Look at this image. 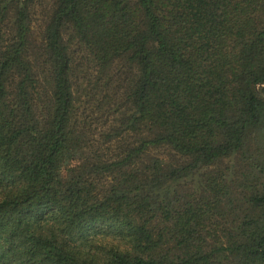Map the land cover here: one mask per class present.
<instances>
[{"label":"trees","instance_id":"trees-1","mask_svg":"<svg viewBox=\"0 0 264 264\" xmlns=\"http://www.w3.org/2000/svg\"><path fill=\"white\" fill-rule=\"evenodd\" d=\"M0 264H264V0H0Z\"/></svg>","mask_w":264,"mask_h":264}]
</instances>
